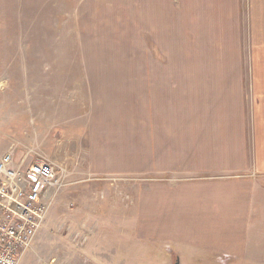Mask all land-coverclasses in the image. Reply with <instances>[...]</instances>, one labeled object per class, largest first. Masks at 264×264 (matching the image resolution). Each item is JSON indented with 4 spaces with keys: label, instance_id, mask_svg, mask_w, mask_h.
<instances>
[{
    "label": "crops",
    "instance_id": "0c3cea01",
    "mask_svg": "<svg viewBox=\"0 0 264 264\" xmlns=\"http://www.w3.org/2000/svg\"><path fill=\"white\" fill-rule=\"evenodd\" d=\"M74 5L87 174L138 176L139 235L181 260L264 261V0Z\"/></svg>",
    "mask_w": 264,
    "mask_h": 264
},
{
    "label": "rangeland",
    "instance_id": "374dc122",
    "mask_svg": "<svg viewBox=\"0 0 264 264\" xmlns=\"http://www.w3.org/2000/svg\"><path fill=\"white\" fill-rule=\"evenodd\" d=\"M74 1L0 0V159L13 149L18 161L49 160L67 184L20 264H199L139 235L135 211L144 183L138 176L98 179L85 171L88 133L79 130L88 115V90L69 80L80 72L86 44L80 32L88 22L75 18ZM102 24H95L96 34L106 32ZM170 71L186 76V70ZM243 71L250 76L249 69Z\"/></svg>",
    "mask_w": 264,
    "mask_h": 264
},
{
    "label": "built area",
    "instance_id": "2783aa9c",
    "mask_svg": "<svg viewBox=\"0 0 264 264\" xmlns=\"http://www.w3.org/2000/svg\"><path fill=\"white\" fill-rule=\"evenodd\" d=\"M67 184L49 160L26 163L9 150L0 159V264H20Z\"/></svg>",
    "mask_w": 264,
    "mask_h": 264
},
{
    "label": "water",
    "instance_id": "95a60500",
    "mask_svg": "<svg viewBox=\"0 0 264 264\" xmlns=\"http://www.w3.org/2000/svg\"><path fill=\"white\" fill-rule=\"evenodd\" d=\"M177 264H179V262Z\"/></svg>",
    "mask_w": 264,
    "mask_h": 264
}]
</instances>
